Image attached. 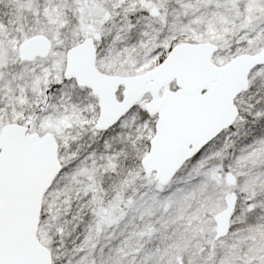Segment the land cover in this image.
I'll return each instance as SVG.
<instances>
[{"label": "snow or ice", "instance_id": "snow-or-ice-1", "mask_svg": "<svg viewBox=\"0 0 264 264\" xmlns=\"http://www.w3.org/2000/svg\"><path fill=\"white\" fill-rule=\"evenodd\" d=\"M0 264H264V0H0Z\"/></svg>", "mask_w": 264, "mask_h": 264}]
</instances>
